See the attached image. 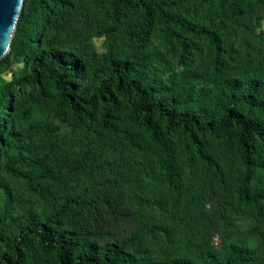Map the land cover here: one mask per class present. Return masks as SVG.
<instances>
[{"label": "trees", "instance_id": "16d2710c", "mask_svg": "<svg viewBox=\"0 0 264 264\" xmlns=\"http://www.w3.org/2000/svg\"><path fill=\"white\" fill-rule=\"evenodd\" d=\"M76 1L29 0L11 39L10 51L27 73L13 92L0 90V264H264V253L247 245L231 242L215 253L198 237L191 251L157 255L169 228L155 216L122 241L112 231L118 209L133 215L118 206L113 185L119 168H127L139 184L153 179L176 194L193 180L212 182L222 195L217 218L226 219L234 201L255 216L264 239V68L238 72L243 50L223 32L256 10L264 14V0H228L219 9L211 0H89L130 48L109 46L101 60L66 35ZM190 7L203 21L183 15ZM47 78L69 124L109 135L130 129L138 150L111 173L91 161L76 162L78 173L59 165L51 128H23L25 111L14 107L20 88ZM219 144L231 146L238 164L232 185L216 156ZM98 178L111 188L95 190ZM84 180L92 188L77 189ZM139 198L151 208L157 203Z\"/></svg>", "mask_w": 264, "mask_h": 264}, {"label": "rangeland", "instance_id": "374dc122", "mask_svg": "<svg viewBox=\"0 0 264 264\" xmlns=\"http://www.w3.org/2000/svg\"><path fill=\"white\" fill-rule=\"evenodd\" d=\"M211 1L219 9L224 8L228 0ZM87 2L89 0H77V7L68 14L63 26L68 39L74 45L94 52L100 60L109 46L117 47L121 52L130 49L119 37L116 29L107 25L104 14L94 10ZM28 6L29 0H24L21 12ZM256 11L238 28L229 26V23L223 26L225 37L231 46L233 48L240 46L243 50L242 64L239 65L238 70L241 73H256L264 68V14L261 9ZM182 12L187 18L203 21V15L199 11H194L192 7L185 8ZM31 21L28 18L27 26ZM8 55L11 57V62L6 65L3 57ZM3 57L0 58V90L9 88L13 92L16 89V80L21 74H26L27 69L24 68L21 59L13 57L10 47ZM19 105L23 107L26 116L22 121L23 128L31 131L36 125L46 126V124L51 128L59 165L66 167L68 171L78 173V170L73 168L76 162L91 161L94 164L102 163L104 174L111 173L109 167H116L118 163H122L125 156L134 154L138 150V146L131 138L130 129L120 131L117 135H109L99 133L93 127L69 124L62 107L55 101V90L50 78L39 80L33 87L23 90L20 88V92H16L14 96V107ZM236 108L243 111L245 109L241 104H237ZM216 156L223 164L227 182L232 185L238 175V164L231 146L219 144ZM126 169L119 168L121 177L113 185L118 188L115 193L118 206L120 203L124 208L130 209L133 215L126 217L122 215L121 209L117 210V215L112 220L114 239L122 241L133 232L141 228L146 229L143 221L155 216L158 222L161 221L169 228V237L164 240L159 238L160 244L155 247L157 255L172 250L191 251L194 238L197 237L205 247L215 253L223 252L231 242L241 243L257 250L260 254L264 253L261 226L244 206L231 201L230 207L225 212L226 219L217 218L215 214L221 210L222 195L212 182L197 184L193 180L191 183H186L179 194H176L173 189L153 179H143L139 184V181H135L134 174ZM96 178L94 175L91 176V179ZM1 180L11 186L15 185L3 176ZM98 182L94 184L95 190L103 185L111 188L109 183L101 178H98ZM92 184L93 181L84 180L75 186L77 185V189L84 185L92 188ZM139 195H143L146 199L154 197L157 203L151 202L153 206L151 208L139 198ZM2 205L0 189V210Z\"/></svg>", "mask_w": 264, "mask_h": 264}, {"label": "water", "instance_id": "95a60500", "mask_svg": "<svg viewBox=\"0 0 264 264\" xmlns=\"http://www.w3.org/2000/svg\"><path fill=\"white\" fill-rule=\"evenodd\" d=\"M23 1L2 0L0 2V58L9 50Z\"/></svg>", "mask_w": 264, "mask_h": 264}, {"label": "snow or ice", "instance_id": "6c2138e0", "mask_svg": "<svg viewBox=\"0 0 264 264\" xmlns=\"http://www.w3.org/2000/svg\"><path fill=\"white\" fill-rule=\"evenodd\" d=\"M0 2H2V0H0Z\"/></svg>", "mask_w": 264, "mask_h": 264}]
</instances>
